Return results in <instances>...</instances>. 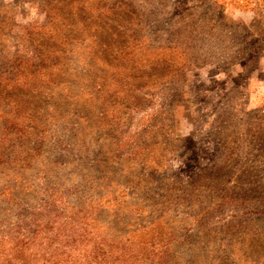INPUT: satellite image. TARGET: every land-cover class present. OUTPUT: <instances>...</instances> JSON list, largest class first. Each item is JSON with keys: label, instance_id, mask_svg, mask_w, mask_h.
Segmentation results:
<instances>
[{"label": "rangeland", "instance_id": "rangeland-1", "mask_svg": "<svg viewBox=\"0 0 264 264\" xmlns=\"http://www.w3.org/2000/svg\"><path fill=\"white\" fill-rule=\"evenodd\" d=\"M0 264H264V0H0Z\"/></svg>", "mask_w": 264, "mask_h": 264}]
</instances>
